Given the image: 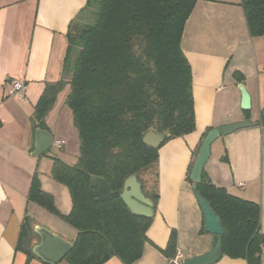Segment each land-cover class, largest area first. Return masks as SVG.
Segmentation results:
<instances>
[{
	"label": "trees",
	"instance_id": "16d2710c",
	"mask_svg": "<svg viewBox=\"0 0 264 264\" xmlns=\"http://www.w3.org/2000/svg\"><path fill=\"white\" fill-rule=\"evenodd\" d=\"M197 1L86 0L69 21L61 77L46 85L31 121L33 127L46 129L44 117L68 85L65 104L77 132L78 154L73 164L52 157L50 176L67 187L71 209L61 214L53 196L41 189L37 175L28 191L29 201L76 231L73 247L63 258L69 264L98 261L105 249L123 264L141 257L151 217L131 213L119 194L98 199L92 176L103 177L111 191L120 192L124 179L136 174L145 195L156 202L159 147L145 145L142 136L150 128L168 132L161 146L195 129L191 66L181 49V37ZM240 5L249 36H263L264 0H241ZM233 76L243 79L239 71ZM244 112L248 119L249 110ZM143 175L154 178L149 192ZM197 190L220 218L222 255L263 264L260 205L213 185L204 170ZM33 222L26 215L20 226L15 246V260L16 254L22 255L20 264L44 263L30 250ZM176 244L172 230L160 252L172 258Z\"/></svg>",
	"mask_w": 264,
	"mask_h": 264
},
{
	"label": "crops",
	"instance_id": "0c3cea01",
	"mask_svg": "<svg viewBox=\"0 0 264 264\" xmlns=\"http://www.w3.org/2000/svg\"><path fill=\"white\" fill-rule=\"evenodd\" d=\"M85 1L0 0V264L15 262L22 220L33 211L39 213L38 205L28 200L34 175L61 214L71 209L67 187L50 176L55 156L30 155L35 129L31 117L46 85L61 77L67 27ZM240 1L198 0L185 23L181 49L191 66L195 129L158 148L157 200L145 232L148 240L141 257L131 264H171L160 249L165 248L172 230L177 236L175 255L181 262L209 251L211 234L203 229V213L187 178L193 154L209 127L256 122L217 138L203 170L213 185L260 205L264 232V35L249 36ZM234 71L242 74L241 81L233 76ZM13 79L24 82L23 92L13 93ZM238 83L244 84L251 97L248 119L240 108ZM67 92L65 85L44 123L53 136L52 145L68 150L75 139L76 145L79 142L65 104ZM57 140L59 146L54 143ZM56 223L61 234L71 233V240L75 237V230ZM103 264L123 263L110 257ZM213 264L247 263L222 255Z\"/></svg>",
	"mask_w": 264,
	"mask_h": 264
},
{
	"label": "water",
	"instance_id": "95a60500",
	"mask_svg": "<svg viewBox=\"0 0 264 264\" xmlns=\"http://www.w3.org/2000/svg\"><path fill=\"white\" fill-rule=\"evenodd\" d=\"M237 88L240 92V108L249 110L251 108V97L243 83H238ZM264 120V111L262 112ZM256 122L243 120L231 122L213 127L208 130L203 137L201 144L195 154L189 179L192 181V192L201 208L204 217V231L211 234V247L208 252L186 258L182 264H213L222 256L221 235L223 227L220 218L212 210L210 203L203 198L197 190V182L201 180V173L210 156L211 144L219 137L226 136L238 129L250 127ZM169 137L168 132H159L154 129H148L142 136V142L150 147L157 148ZM53 136L41 127H35L33 131V150L31 156H38L52 146ZM92 180L96 186L97 198L104 199L112 195L119 194V197L130 210L131 213L145 217H152L154 214V201L145 195L141 182L136 174L127 176L120 192L111 191L109 185L103 177L93 175ZM32 231L37 235V240L32 241L30 250L32 254L47 264L59 263L65 255L72 249L73 241L54 232L48 227L38 222L32 223ZM111 257L107 249L104 250L100 260L89 264H103Z\"/></svg>",
	"mask_w": 264,
	"mask_h": 264
},
{
	"label": "rangeland",
	"instance_id": "374dc122",
	"mask_svg": "<svg viewBox=\"0 0 264 264\" xmlns=\"http://www.w3.org/2000/svg\"><path fill=\"white\" fill-rule=\"evenodd\" d=\"M76 143H77V139L74 140V142L71 144V147L68 148V150H67V147H66V149L64 147L57 148L54 145H52L49 149H47L45 151V153L49 154V155H53L55 157H59L68 164H73L76 160L75 152H73V151H78V147H77L78 144L76 145ZM65 153H66V155H65ZM143 178L146 180V182H144L145 183V185H144L145 189L147 187L149 190H151L152 185H153V179H154L153 176L143 175ZM35 206H37V205H35ZM37 209L39 210V213L35 212V211L31 212L33 214V215H31V218L34 220V222H38L41 225L48 227L49 229L53 230L54 232L62 235L63 237H65L67 239H71L70 238L72 236L71 233L65 232L66 236H64L63 234H61L59 232L61 230H60V228L57 227L56 222H60L61 224H65L66 226L69 227L70 230L74 231V229L71 226L67 225L66 223L61 221L57 216L53 215L52 213L45 210L44 208L37 206ZM34 240H37V235L35 233L30 236L29 243H32V241H34ZM21 260H22V255L18 254L17 259L15 260L14 264H20ZM35 264H44V263L37 261V262H35ZM57 264H69V263L66 260L62 259ZM263 264H264V260H263Z\"/></svg>",
	"mask_w": 264,
	"mask_h": 264
},
{
	"label": "built area",
	"instance_id": "2783aa9c",
	"mask_svg": "<svg viewBox=\"0 0 264 264\" xmlns=\"http://www.w3.org/2000/svg\"><path fill=\"white\" fill-rule=\"evenodd\" d=\"M12 91L13 93H20L23 92L25 84L22 80L13 79L11 80ZM55 145L59 146L61 144L60 140L54 141ZM171 264H182L181 260L175 255L173 258L170 259Z\"/></svg>",
	"mask_w": 264,
	"mask_h": 264
}]
</instances>
